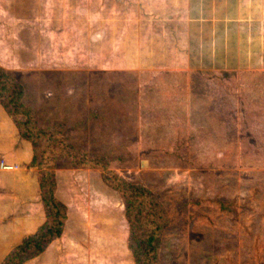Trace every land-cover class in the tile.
<instances>
[{
    "label": "rangeland",
    "instance_id": "obj_1",
    "mask_svg": "<svg viewBox=\"0 0 264 264\" xmlns=\"http://www.w3.org/2000/svg\"><path fill=\"white\" fill-rule=\"evenodd\" d=\"M85 6L86 0H0V67L23 86L21 101L34 124L61 125L76 158L86 152L84 162L97 155L105 165L77 167L75 159L49 150L46 162L56 160L32 167L35 147L26 140L32 147L28 168L37 170L39 189L32 175L28 192L16 183L17 192H9L10 216L26 220L31 236L36 234L47 221L42 174L67 175L56 197L70 214L68 231L89 218L79 229L81 242L91 239L93 247L106 248L66 255L61 250L74 242L58 238L23 264H136L125 203L111 185L115 176L149 191L165 211L157 264H264V127L253 128L248 139L245 94L229 95L226 75L129 69L131 63L115 61L123 54L117 58L113 21L119 16L112 2L94 0L95 8L104 9L93 16H86ZM88 17L94 18L91 33L109 28L93 51L84 31L76 34ZM41 51L52 61H40ZM230 98L232 106L240 104L232 116L242 126L238 138L227 126L228 109L221 108H229ZM2 112L7 113L0 101ZM261 112L264 106L253 111L258 124ZM14 125V140L0 129L1 165L8 166L6 152L13 147L7 150V144L25 140Z\"/></svg>",
    "mask_w": 264,
    "mask_h": 264
},
{
    "label": "crops",
    "instance_id": "obj_2",
    "mask_svg": "<svg viewBox=\"0 0 264 264\" xmlns=\"http://www.w3.org/2000/svg\"><path fill=\"white\" fill-rule=\"evenodd\" d=\"M110 2L115 9L113 12L119 16L113 21V30L118 33L114 34L111 31L120 47L117 58L123 54L115 61L131 63L129 69L136 67L137 70L149 68L153 71L183 73L199 71L208 75L207 77L215 78L226 75L230 79L229 95L245 94L243 103L246 107L242 108L249 111L248 139L250 140L256 133L253 128L264 127V112H261L259 117L260 124L255 120L258 116L253 113L264 106V0H110ZM109 8L110 6L106 8L105 13L109 14ZM103 9L95 8L94 0H86V16L101 14ZM93 21V17H88L84 26L76 29L78 35L84 31L89 51H93L97 44L102 45L106 38L105 31L109 29L104 26L91 33ZM52 59H47L41 51L40 61L46 63ZM251 81H255L257 86L251 88ZM239 106V103L232 106L230 98L229 108L225 106L221 108L228 109L225 112L232 121L233 112L239 111ZM219 111L222 112L221 109ZM238 120L239 117L233 119L234 123L230 121L227 125L235 128L237 138L238 128L242 127ZM214 126L220 127V123H214ZM14 127V122L7 113H0V129L10 140L15 138ZM7 131L10 134H7ZM23 141H10L9 145L7 144V150H10V143L14 148L11 147L12 151L6 152L5 156L7 167L12 169L1 170L3 167L0 160V263L8 253L34 233L30 232L28 222L24 224L26 220L19 223L9 214V209H12L9 192L12 188L17 192L16 183L19 190L28 192L33 176V186L36 190L39 189L37 170L28 168L32 147L28 141ZM15 147L20 149L16 150ZM0 159H3L1 154ZM20 166H23V170ZM17 168L19 169L16 170ZM66 176L56 178L57 197L64 191L61 189V183ZM25 197L29 199V194H25ZM103 218L104 216L101 222L108 224L109 220ZM88 220L89 218L78 220L77 231L70 233L68 228L72 220L67 212L64 231L59 240L70 238L74 243L66 244L61 250L62 253L72 255L105 252L106 247L103 245L96 244L93 247L95 244H91V239H87V243L81 242L83 238L79 235V229L85 228L90 223ZM53 254L58 256L56 251Z\"/></svg>",
    "mask_w": 264,
    "mask_h": 264
},
{
    "label": "trees",
    "instance_id": "obj_3",
    "mask_svg": "<svg viewBox=\"0 0 264 264\" xmlns=\"http://www.w3.org/2000/svg\"><path fill=\"white\" fill-rule=\"evenodd\" d=\"M23 86L12 76V73L0 67V101L7 114L13 119L20 135L35 147V155L30 166L43 167L46 163L54 162L51 158L46 162V153L49 150L65 153L68 158L77 162V167L101 166L95 155L91 162L88 154L83 152L76 158L73 155V146L67 143V136L63 135L61 125H52L40 128L34 124L30 112L22 103ZM44 149V150H42ZM71 149V151H69ZM109 183V178H106ZM124 200L126 217L131 229V249L136 264H157L156 251L160 244V232L165 223V211L146 189L116 177L111 183ZM57 183L52 172H45L40 179L41 198L46 212V223L33 236L25 239L21 245L4 260L3 264H23L25 261L42 254L48 245L60 238L67 220V208L56 197ZM144 229V232L141 231Z\"/></svg>",
    "mask_w": 264,
    "mask_h": 264
},
{
    "label": "built area",
    "instance_id": "obj_4",
    "mask_svg": "<svg viewBox=\"0 0 264 264\" xmlns=\"http://www.w3.org/2000/svg\"><path fill=\"white\" fill-rule=\"evenodd\" d=\"M3 168L5 169H12V167H7V166H4L3 164L1 165Z\"/></svg>",
    "mask_w": 264,
    "mask_h": 264
}]
</instances>
